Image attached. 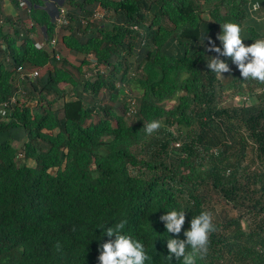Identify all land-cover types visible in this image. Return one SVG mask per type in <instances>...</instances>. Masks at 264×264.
Returning a JSON list of instances; mask_svg holds the SVG:
<instances>
[{"label":"trees","instance_id":"1","mask_svg":"<svg viewBox=\"0 0 264 264\" xmlns=\"http://www.w3.org/2000/svg\"><path fill=\"white\" fill-rule=\"evenodd\" d=\"M9 1L0 264H100V245L115 239L104 229L122 219L145 264H183L166 259L167 239H186L201 211L215 231L196 264H264V84L224 56L230 72L207 67L220 24H239L246 46L264 38V0H64L57 32L77 64L38 45L57 29L51 10ZM154 119L161 128L149 135ZM173 209L185 211L178 236L160 220Z\"/></svg>","mask_w":264,"mask_h":264},{"label":"clouds","instance_id":"2","mask_svg":"<svg viewBox=\"0 0 264 264\" xmlns=\"http://www.w3.org/2000/svg\"><path fill=\"white\" fill-rule=\"evenodd\" d=\"M63 1L64 0H61V2L54 1L53 4H48L49 0H39L37 4H40L39 6L43 8L51 10V18L52 21H54L53 16H55L59 8L64 9L66 16V9L64 8ZM3 2L5 4L6 13H16V9L9 0H3ZM17 2L22 5H30L28 0H17ZM7 4L13 9L8 10L6 6ZM250 7L253 12H256L260 9V4L253 3ZM30 24L32 23L30 22ZM60 25L55 27V29H57L55 34L51 36L49 42L38 41V45L45 46L50 51L53 48H60V43L63 46L59 32H57ZM220 27L221 32L217 35V39L222 44V49L221 47L216 46L211 38H208V43L210 45L209 50L218 54V56L211 57V59L207 61L208 69L216 73L218 76H222V73L230 72L229 65L225 60L219 58V56H224L230 58L237 66L243 80L251 78L264 84V38L255 39L253 43L246 46L242 41L241 27L239 24L234 22H224L223 24H220ZM56 56H58V53ZM36 75L37 70L29 73V76L31 77ZM160 128L161 122L155 119L151 120L144 126L145 132L149 135L158 131ZM160 220L164 222L167 233H172L178 236L185 223V211L175 209L167 211L160 216ZM126 223L127 221L122 219L115 224V227L110 226L104 229L108 237L115 236V239H109L100 245V253L98 256L100 264H145V261L150 259L140 240L122 233V230L125 229ZM213 231H215V225L212 223L211 213L208 211H201L199 215L191 218L190 228L184 232L186 239H167V249L169 254L166 256V259L170 262L174 256L176 260L182 259L183 264H196L198 256L203 258V256L207 254L209 235ZM55 247L59 250V242L56 243Z\"/></svg>","mask_w":264,"mask_h":264},{"label":"rangeland","instance_id":"3","mask_svg":"<svg viewBox=\"0 0 264 264\" xmlns=\"http://www.w3.org/2000/svg\"><path fill=\"white\" fill-rule=\"evenodd\" d=\"M61 34V33H60ZM59 34V35H60ZM59 47H60V49H61V51L63 52V53H66L67 54V57H68V59L72 62V63H74V64H77L78 62H77V60L81 57V54H73V53H70V52H68V51H66L67 49L66 48H64L62 45H61V43L59 44ZM227 105L228 104H237V103H240V100L238 99V98H230L227 102ZM13 144H15L16 146H19L20 144H21V141H14L13 142ZM30 164L31 163H33L32 161H30L29 162Z\"/></svg>","mask_w":264,"mask_h":264},{"label":"built area","instance_id":"4","mask_svg":"<svg viewBox=\"0 0 264 264\" xmlns=\"http://www.w3.org/2000/svg\"><path fill=\"white\" fill-rule=\"evenodd\" d=\"M53 18H54V21L57 22L58 25L64 24L67 21L66 16H65V11L63 8H59L55 16H53Z\"/></svg>","mask_w":264,"mask_h":264},{"label":"crops","instance_id":"5","mask_svg":"<svg viewBox=\"0 0 264 264\" xmlns=\"http://www.w3.org/2000/svg\"><path fill=\"white\" fill-rule=\"evenodd\" d=\"M54 1H59V2H61V0H49V3H48V4H53ZM6 6H7V9H8V10H10V9L12 10V9H13V8H11V6H10L9 4H7Z\"/></svg>","mask_w":264,"mask_h":264}]
</instances>
